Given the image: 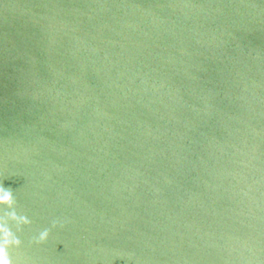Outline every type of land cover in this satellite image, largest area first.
Masks as SVG:
<instances>
[{"label":"water","instance_id":"95a60500","mask_svg":"<svg viewBox=\"0 0 264 264\" xmlns=\"http://www.w3.org/2000/svg\"><path fill=\"white\" fill-rule=\"evenodd\" d=\"M0 180L19 264H264V0H0Z\"/></svg>","mask_w":264,"mask_h":264},{"label":"clouds","instance_id":"9594fccd","mask_svg":"<svg viewBox=\"0 0 264 264\" xmlns=\"http://www.w3.org/2000/svg\"><path fill=\"white\" fill-rule=\"evenodd\" d=\"M17 200L11 188H5L0 180V209H7L3 215H0V264H19L12 256L13 249H19L21 240L16 235L23 226H30L31 219L16 211ZM66 220H53L51 228L41 230L33 242L36 244L45 243L51 233L52 228L64 227ZM13 226L15 231H13Z\"/></svg>","mask_w":264,"mask_h":264}]
</instances>
